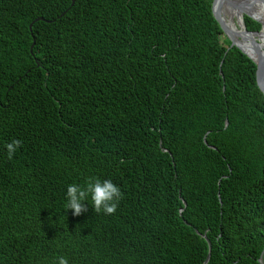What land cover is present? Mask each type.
I'll use <instances>...</instances> for the list:
<instances>
[{"label":"trees","instance_id":"trees-1","mask_svg":"<svg viewBox=\"0 0 264 264\" xmlns=\"http://www.w3.org/2000/svg\"><path fill=\"white\" fill-rule=\"evenodd\" d=\"M213 2L0 0V264L264 261L262 70ZM89 177L114 214L64 209Z\"/></svg>","mask_w":264,"mask_h":264},{"label":"clouds","instance_id":"clouds-1","mask_svg":"<svg viewBox=\"0 0 264 264\" xmlns=\"http://www.w3.org/2000/svg\"><path fill=\"white\" fill-rule=\"evenodd\" d=\"M20 146V141L14 140L6 144L8 157L11 159ZM67 202L64 209H71L74 215L80 216L87 211L85 202L91 200L95 212L112 215L117 211L118 204L123 198L119 186L111 180H101L98 177H89L84 185L71 184L67 188ZM56 264H69L66 256H58Z\"/></svg>","mask_w":264,"mask_h":264},{"label":"bare ground","instance_id":"bare-ground-1","mask_svg":"<svg viewBox=\"0 0 264 264\" xmlns=\"http://www.w3.org/2000/svg\"><path fill=\"white\" fill-rule=\"evenodd\" d=\"M238 6L221 3L220 10L227 28L234 34L239 46L255 61L264 65V5L259 0H232ZM248 13L258 19L263 30L259 35H249L241 23Z\"/></svg>","mask_w":264,"mask_h":264},{"label":"water","instance_id":"water-1","mask_svg":"<svg viewBox=\"0 0 264 264\" xmlns=\"http://www.w3.org/2000/svg\"><path fill=\"white\" fill-rule=\"evenodd\" d=\"M263 5H264V0H259ZM221 3H225V4H227L228 6H231V7H238V6H236L233 2H232V0H214V2H213V5H212V11H213V15H214V17H215V19H216V21H217V23L220 25V27H221V29H222V31H223V33L227 36V38L229 39V41L231 42V48H234V47H236L237 49H239L240 51H242L249 59H251L256 65H257V67L260 69V70H262V89H263V92H264V65H261V64H259L257 61H255L254 59H252L240 46H239V44L237 43V41H236V39H235V37H234V34L227 28V26H226V24H225V22H224V19H223V16H222V13H221V10H220V5H221ZM73 4H74V0H73ZM245 16L246 17H249V18H251L252 20H254V21H256V22H258L259 24H261V30L260 31H258V32H251V31H248V29H247V27H246V25H245V20H244V18H245ZM38 21H43V19L42 18H40V19H37L35 22H38ZM34 22V23H35ZM33 23V24H34ZM241 23L244 25V29H245V31H246V33L247 34H249V35H259L261 32H262V30H263V25H262V23L258 20V19H256L254 16H252L251 14H248V13H246L244 16H243V19H242V21H241ZM32 24V25H33ZM32 25L30 26V29L32 30ZM35 44V43H34ZM34 44H33V46H32V49L34 48ZM225 90V89H224ZM227 125H228V123H227ZM206 142V141H205ZM207 143V142H206ZM206 240H207V242H208V244H209V255H208V258H207V260L205 261V263L204 264H208L209 263V261H210V259H211V251H212V244H211V242L209 241V239L207 238V237H204ZM260 263L261 264H264V261H263V259H260Z\"/></svg>","mask_w":264,"mask_h":264},{"label":"rangeland","instance_id":"rangeland-1","mask_svg":"<svg viewBox=\"0 0 264 264\" xmlns=\"http://www.w3.org/2000/svg\"><path fill=\"white\" fill-rule=\"evenodd\" d=\"M222 38L225 39V38H227V36L224 34V35L222 36Z\"/></svg>","mask_w":264,"mask_h":264}]
</instances>
